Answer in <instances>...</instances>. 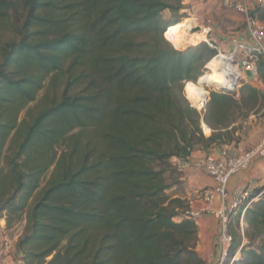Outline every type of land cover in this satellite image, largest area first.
Listing matches in <instances>:
<instances>
[{
    "label": "trees",
    "instance_id": "obj_1",
    "mask_svg": "<svg viewBox=\"0 0 264 264\" xmlns=\"http://www.w3.org/2000/svg\"><path fill=\"white\" fill-rule=\"evenodd\" d=\"M183 8L0 0V220L25 223L20 264H205L189 203L173 194L183 184L173 159L233 141L238 127L219 125L264 116V91L243 81L238 93L212 90L203 115L189 105L182 90L216 51L165 39L183 15L163 13ZM246 190L229 256L264 264V183Z\"/></svg>",
    "mask_w": 264,
    "mask_h": 264
},
{
    "label": "crops",
    "instance_id": "obj_2",
    "mask_svg": "<svg viewBox=\"0 0 264 264\" xmlns=\"http://www.w3.org/2000/svg\"><path fill=\"white\" fill-rule=\"evenodd\" d=\"M231 1L242 2L249 9L252 17L264 19V9L258 7L255 3V0ZM183 5L184 7L188 8L196 6L200 10L199 13L202 16L207 15L217 17L220 27L212 25V33L217 30L215 37L217 38V44L219 45L218 47L229 49L235 40L244 39L247 37L243 15L234 10L232 6H224L223 0H183ZM244 82L251 84L260 91H264V84L259 79H256V77H248L244 80ZM239 88L235 92L238 93ZM234 98L237 99L238 94H236ZM206 107L203 111V114L206 111ZM232 126L238 127L234 133H230L234 139L233 141L223 145L213 144L206 148L201 146L196 147L184 160L186 165L180 168L183 184L182 187L178 190H175L173 194L174 196H179L186 199L191 209H197L202 205V199L200 195L197 194L198 191L213 185L212 178L208 176L200 166L205 156L209 154L217 155L222 148L233 149L235 152H237L255 146L261 139V134L264 130V121L262 116L259 114L250 113L248 118L245 120H243L241 117H235V119L230 123L223 126L219 125V127H224L227 130H229ZM201 129L205 137L211 134V128H209L208 133L204 132L202 126ZM173 161L176 164L178 163L177 158H174ZM263 183L264 150H261L253 157L248 169L240 171L230 178L227 188L228 191H232L236 188L251 189L254 186L262 185ZM218 205L219 201L216 200L214 202V206ZM196 224L198 228V241L196 250L200 253L202 260L205 261V264H213L214 258L217 257L216 255L219 252V248L217 246L219 221L212 215L206 213L196 220ZM0 228H5L4 219L0 220ZM11 228L12 227L5 229L10 230ZM21 228H23L22 225ZM19 236L20 234H18L17 237L14 236L12 238H8L7 234L3 235V238L6 240L7 244L4 249V254L0 264H20L18 260L20 255L16 250V242Z\"/></svg>",
    "mask_w": 264,
    "mask_h": 264
},
{
    "label": "built area",
    "instance_id": "obj_3",
    "mask_svg": "<svg viewBox=\"0 0 264 264\" xmlns=\"http://www.w3.org/2000/svg\"><path fill=\"white\" fill-rule=\"evenodd\" d=\"M255 3L258 7L264 9V0H255ZM223 5L227 7L232 6L234 10L243 15V21L247 31L246 38L235 40L229 49H220L214 54V56H224L228 60L229 68L225 67L222 70V77L225 80L237 81L236 91L245 79L248 77H256L257 65L259 61H264V19L252 17L249 9L242 2L223 0ZM199 29L205 31L202 41L210 47L216 48L214 41L210 42L206 38L211 31L209 26L206 28L199 26ZM205 65H203V70L205 69ZM227 70L231 73H227ZM247 72L250 73L249 76ZM203 87L205 90L207 89V99L205 100V104L207 105L209 100L208 90L210 88L213 90L214 88L210 85H203ZM189 105L196 109L190 101ZM204 109L201 111H204ZM196 111L199 114L201 113L197 109ZM261 150H264V134L259 142L250 149L236 153L229 148H222L217 155H206L200 164L202 170L212 178L213 185L202 189L200 194L202 205L197 209L190 208L186 213L194 220H198L206 213L218 219L219 233L217 244L219 247V258H217L215 264L235 263L238 253L229 256V249L232 246V235L229 232L228 225L232 217L237 215L238 212H240L239 220L242 223L244 211L249 206V202H246L248 191L244 188H236L228 191V182L234 174L248 169L253 157ZM185 165L186 162L184 160H178L179 168ZM216 200L219 201L218 206H214ZM5 247L6 242L0 236V261L3 257Z\"/></svg>",
    "mask_w": 264,
    "mask_h": 264
},
{
    "label": "bare ground",
    "instance_id": "obj_4",
    "mask_svg": "<svg viewBox=\"0 0 264 264\" xmlns=\"http://www.w3.org/2000/svg\"><path fill=\"white\" fill-rule=\"evenodd\" d=\"M197 25L193 18H185L181 22L175 23L169 26L166 30V39L175 48L182 49L187 44H196L204 39V32L202 29L198 30ZM211 71L200 76L196 84H189L185 89L186 98L194 105V107L201 111L206 106L205 100L207 99V92L203 85L220 86L225 84L229 80L223 78V69L229 68L228 60L221 55L212 57L209 62ZM225 71V70H224ZM227 73L229 70H227ZM201 126L205 133L209 132V128L206 124L201 123Z\"/></svg>",
    "mask_w": 264,
    "mask_h": 264
},
{
    "label": "rangeland",
    "instance_id": "obj_5",
    "mask_svg": "<svg viewBox=\"0 0 264 264\" xmlns=\"http://www.w3.org/2000/svg\"><path fill=\"white\" fill-rule=\"evenodd\" d=\"M185 9V10H184ZM200 10L196 7V6H192V7H184L182 10H180L178 13H175V14H172V13H170V12H164L163 13V17H164V19H168V18H173V19H177V17L179 16V15H183V16H180V17H178V22H181L182 20H184L185 18H193L194 19V21H195V23L197 24V25H199V26H201L202 28H206L207 26H209V28H210V33L206 36V38L207 39H209V41L210 42H212V41H214V43L216 42V48H212V47H210L207 43H205V42H203V41H201V42H198V43H196V44H187L185 47H183L182 49H179V50H186V49H188V48H190V47H195V46H198V45H200V44H203V45H206L207 47H209V48H211V49H213V50H215L216 52H218L220 49H225V48H220V47H218L219 45L217 44V38L215 37V33H217V30L214 32V33H212V25H214V26H219L220 27V24H219V22L217 21V17H215V16H207V15H204V16H202V15H200ZM222 29V28H221ZM223 30V29H222ZM165 39H166V36H165ZM167 40V39H166ZM168 41V40H167ZM169 42V41H168ZM170 45H171V43H169ZM232 45V44H231ZM172 46V45H171ZM173 47V46H172ZM175 49H178V48H175ZM215 52V53H216ZM214 56V55H213ZM212 56V57H213ZM211 58V57H210ZM208 59L207 61H206V63H207V67H208V69L202 74V75H204L205 73H207V72H209V71H211L212 69H211V67H210V65H209V62L211 61V59ZM205 63V64H206ZM202 70H203V67H202V69H201V72H202ZM200 72V73H201ZM200 75V74H199ZM201 75V76H202ZM200 77V76H199ZM198 77V78H199ZM198 78L195 80V81H193V82H190V83H188L186 86H185V88H184V90H182V95H183V97L188 101V103H189V100L186 98V93H185V89L189 86V84H196L197 83V80H198ZM183 87H184V84H183ZM214 89L213 90H216V88L215 87H213ZM207 90V89H206ZM212 91V88H210V90H208V94H209V96H210V92ZM42 94H43V92H41L40 94H39V96H38V98H37V100L36 101H34V102H32L30 105H29V107L30 108H33L35 105H36V103L38 104L39 103V100H40V98H41V96H42ZM264 110V109H263ZM262 110V111H263ZM201 113H200V115H203V111H200ZM264 112V111H263ZM24 114V113H23ZM23 114H21V117L23 116ZM262 118H263V121H264V116H262ZM203 121H201V123H202ZM203 124H205L204 122H203ZM263 129H264V127H263ZM264 134V130H263V132H262V134H261V137H262V135ZM251 148V147H250ZM250 148H247V149H250ZM247 149H244V150H247ZM231 151H234L233 149H230ZM244 150H242V151H244ZM235 152V151H234ZM237 152H241V151H237ZM236 152V153H237ZM201 192H202V190H200V191H198V195H200L201 194ZM24 221L23 222H20V223H18V224H15V225H13L12 226V228L10 229V230H7V229H5V228H0L1 230H0V236H2L3 237V235L4 234H7V237L8 238H12V237H14V236H16L17 237V235L18 234H20L21 235V233H22V231H23V228H21V225H22V227H24ZM4 231V232H3ZM218 236V235H217ZM5 242H6V240H5ZM6 244H7V242H6ZM217 246H218V244H217ZM219 248V247H218ZM196 252L198 253V256L202 259V257H201V255H200V253L196 250ZM217 257H215L214 258V261H213V264H215V262L217 261V258H219V252L217 253V255H216ZM204 263H205V261H204Z\"/></svg>",
    "mask_w": 264,
    "mask_h": 264
},
{
    "label": "water",
    "instance_id": "obj_6",
    "mask_svg": "<svg viewBox=\"0 0 264 264\" xmlns=\"http://www.w3.org/2000/svg\"><path fill=\"white\" fill-rule=\"evenodd\" d=\"M247 75L249 76L250 73L247 72ZM237 86V81H228L225 84L223 83L220 86H215L216 90L219 92H225V93H229V92H234ZM19 255L21 256V253L19 252Z\"/></svg>",
    "mask_w": 264,
    "mask_h": 264
}]
</instances>
